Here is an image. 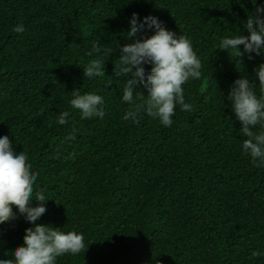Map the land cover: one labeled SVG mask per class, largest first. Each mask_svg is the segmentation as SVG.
<instances>
[{
	"label": "trees",
	"instance_id": "obj_1",
	"mask_svg": "<svg viewBox=\"0 0 264 264\" xmlns=\"http://www.w3.org/2000/svg\"><path fill=\"white\" fill-rule=\"evenodd\" d=\"M255 7L252 0H0V136L26 152L34 187L45 189L47 211L37 223L83 233L88 246L57 264H264V167L243 154L247 138L226 98L264 56L235 58L219 48L226 36L247 35ZM133 13L189 38L202 62L201 78L184 85L192 111L177 107L171 127L143 113L138 124L123 119L125 78L113 73L119 48L132 42ZM17 24L23 33L13 31ZM96 58L106 77L90 80L83 68ZM74 90L103 96L105 117L81 119L70 105ZM31 226L19 214L0 225V258H11Z\"/></svg>",
	"mask_w": 264,
	"mask_h": 264
},
{
	"label": "clouds",
	"instance_id": "obj_2",
	"mask_svg": "<svg viewBox=\"0 0 264 264\" xmlns=\"http://www.w3.org/2000/svg\"><path fill=\"white\" fill-rule=\"evenodd\" d=\"M256 5L244 24L247 35H230L221 39L220 51L231 53L235 58L247 56L250 60L264 56V0ZM126 34L131 43L119 48L118 63L114 76L125 78L122 103L130 106L123 119L139 123L141 114L155 118L164 127L173 125L176 109L192 111V105L185 100L184 85L198 80L202 75V62L189 38L167 30L157 17L143 18L133 13L128 21ZM13 31L23 33V24H17ZM154 34L146 37L145 33ZM242 46V48H241ZM89 56L92 52L88 53ZM150 65L146 72L145 66ZM105 62L100 58L89 61L83 68L88 79L104 78ZM254 81H258V86ZM147 91V97L140 88ZM257 89L264 93V63L253 70V77L241 75L233 81L227 95L233 114L241 125L240 132L247 138L242 152L251 158L257 167H264V94L257 95ZM142 100V103H138ZM104 97L95 92L81 94L72 92L70 105L80 113L81 119L99 118L106 115ZM70 113L60 114L57 123L64 125ZM230 118V117H229ZM259 127L260 131H254ZM38 174L31 170L28 155L15 151L7 135L0 136V225L17 217L32 225L25 229L22 246L11 251V258H0V264H57L58 258L85 252L83 233L62 231L37 221L47 211L45 189L35 188ZM36 202L37 206H32ZM15 208V212L13 211ZM259 256L260 253H254Z\"/></svg>",
	"mask_w": 264,
	"mask_h": 264
}]
</instances>
